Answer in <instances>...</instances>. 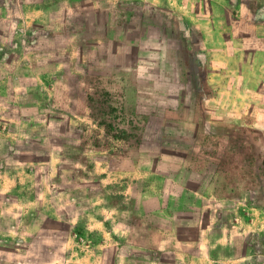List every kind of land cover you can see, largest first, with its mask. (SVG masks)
<instances>
[{
  "label": "rangeland",
  "instance_id": "rangeland-1",
  "mask_svg": "<svg viewBox=\"0 0 264 264\" xmlns=\"http://www.w3.org/2000/svg\"><path fill=\"white\" fill-rule=\"evenodd\" d=\"M20 1L30 13L31 2L44 0ZM162 1L52 0L42 9L28 33L30 54H17V86H47L17 88V96L48 98L29 103L26 113L36 116L21 129L32 141L27 152L51 162L38 168L41 200L0 191L5 264H188L209 239L225 241L213 249L222 264H264V88L249 86L252 57L237 59L234 33L253 32L248 17H264V0ZM0 6V19H31L18 0ZM228 27L235 37L222 32ZM30 62L43 73L28 70ZM259 70L264 77V65ZM3 102L0 96V109ZM77 204L128 222L134 242L119 237L123 226L111 236L107 224L100 256L86 246L93 233L61 228L56 216L53 229L43 222L31 242H17V224L23 236L29 219L19 209L75 211ZM161 228L170 230L172 248L157 253Z\"/></svg>",
  "mask_w": 264,
  "mask_h": 264
},
{
  "label": "crops",
  "instance_id": "crops-1",
  "mask_svg": "<svg viewBox=\"0 0 264 264\" xmlns=\"http://www.w3.org/2000/svg\"><path fill=\"white\" fill-rule=\"evenodd\" d=\"M50 1L52 0H44L40 4H38V2H31L29 6L35 10H32L29 13V10H27L26 8V2L23 3L22 1L18 0V3L21 5V7H25L26 9L23 15L28 16L30 14L29 16L31 17V19H0V22H3V24L5 25V27H3V25L0 24V61L3 62V70L0 74V96L4 99V102L2 103V109H0V148H2L3 146L6 149V151L3 152L5 154H0V191L10 192L14 194L19 200L32 201L34 203L36 201L41 200V198L36 192V186L38 183L37 174L39 172L38 168L42 167L43 163H50L51 161L49 160L48 155L46 158H42L35 152H23V146H26V144L30 145L32 141L27 137V134L23 132L21 127L26 125L24 123L25 118L35 117L36 114L30 115L31 113H26L25 111L29 103H33L32 101L34 96L32 100H22L20 99V97L18 99L17 88L19 89L24 87H33L34 84H37V86L41 88H45L47 84H45L44 82L43 85L42 81H39L40 83L24 82L20 83V85L17 86V79L21 78L20 75L17 73V70L21 68L19 64L17 65V54H22V57H25L26 55L30 54L29 52H27L26 49V46L28 44V33L32 28H34L35 24H38L41 20H43L38 18L42 14L44 15V13H42L41 11L49 5L48 3ZM165 1L166 0H163L162 2ZM170 2H174L175 5H179L178 1L176 2V0H172ZM32 3H35V6H32ZM174 7L176 8L175 10H177V6ZM2 10L3 9L0 6V12ZM178 14L179 16H182L181 13ZM248 18H251L250 20L252 21L253 25V32L247 37L245 36L246 33L243 31V27L239 28L238 31L234 32L237 35V40L239 44L235 46V50L238 53L236 54V56L237 59H239L240 61L242 57H245L247 55H250L252 57V59L249 60V63L246 66V71L250 72V75L252 73L249 78V86L251 85V87L253 88L262 89L264 88V77L261 76L259 67L264 65V17L259 16L257 18L252 19V17L250 16ZM206 20H213V16L211 19ZM227 21L228 20H226V22ZM237 22H239L241 26L242 24L246 23V21L242 19H238ZM1 26L3 28H1ZM222 32H227L228 34H232L233 37H235V34H233V32L231 33V29H229V27L222 28ZM249 41L251 42V44H243L244 42L248 43ZM242 64L245 65L244 63ZM9 65L10 67H7ZM26 66L28 70L31 69L34 71V73H43L41 70H38L36 68L38 66L34 62H30V64H26ZM42 94H40L39 92V96H36V98H39V100H37V102H34L33 104H36L37 106L47 104L48 98L46 96L43 97ZM22 123L24 124L22 125ZM12 124L13 126H11ZM51 164L53 165V163ZM48 180L50 182L54 181L48 178L45 183L46 187L44 191V198L50 201L52 200V198H54V196H56V193L52 192L54 191V189L49 186ZM28 191L29 193H26ZM67 195V198H72L69 193H67ZM157 197L158 196H153V199H156ZM67 198H64V200H69ZM111 205H114V203H111ZM79 206L80 205H78V209L75 211H71L70 209H63L61 211H57L49 207H31L28 209L26 208L24 210L19 209L17 211V214H19V216H28L29 219L25 222L24 218L23 222L26 223L25 225L28 229H26L27 231L23 236H21V227L19 226V224H17V242L23 244L25 242H31L32 237L35 236L38 228H41L43 222H45L47 226L46 229H48V226L53 229L55 226V216L60 218V221L56 220L55 222L59 221V225L61 226V228L67 227L69 229L71 226V229H74V232H82L85 231L84 228H86L88 232L93 233V239L89 242H86V246L95 249V251H97V254H99L100 256L103 255L102 249H105V247L108 246L107 240H103L101 235V230H103V226L106 227L107 224H109V226L106 227L105 231L111 236L116 237L119 226H123V228L125 229V233L121 229L122 231L119 237L123 238V236H125L127 242H134L131 239L133 238V228L132 225L128 222L120 220L119 218H117L116 215H105V212L101 213L97 208L91 211V208L81 209ZM87 212H89V215L86 214ZM59 225H57L56 228H60ZM144 230L147 231V234H150L152 232L148 223ZM173 230L175 235L174 238L180 240L177 233V228H173ZM159 231L161 232V240H158V246H153L155 250L158 249V251L154 250L157 253L159 252V248L160 251L165 248H172V244L168 241V237L166 236L167 231L170 234V230H162L161 228L159 229ZM206 234L209 236L212 235L209 229H207ZM225 234V231H215L213 235H219L220 237ZM68 240H65V243ZM219 240L221 239L219 238ZM103 241L105 242L103 243ZM180 242H183V240L181 239ZM198 244L201 245L203 253H191L188 258V264H222L223 257L221 252H218L217 254V252L213 249L220 248L222 246L221 244H223L224 246V244H226L225 241L217 240L211 242L209 239L204 241L203 243L198 242ZM46 246L49 248L54 247L52 243H49ZM160 253L162 254V252ZM158 257H155L158 258L157 261L154 260L155 258L153 260L156 262H160L162 256L159 255ZM149 259L152 261V258ZM101 260L103 261L102 258L94 259L93 263H99L101 262ZM4 262L6 261H3L0 258V264H5ZM17 264H24V262L18 258Z\"/></svg>",
  "mask_w": 264,
  "mask_h": 264
},
{
  "label": "trees",
  "instance_id": "trees-1",
  "mask_svg": "<svg viewBox=\"0 0 264 264\" xmlns=\"http://www.w3.org/2000/svg\"><path fill=\"white\" fill-rule=\"evenodd\" d=\"M26 146L25 145L23 146V152H25V153L28 151L27 149L30 147V145L26 144ZM25 147H26V149H25Z\"/></svg>",
  "mask_w": 264,
  "mask_h": 264
}]
</instances>
